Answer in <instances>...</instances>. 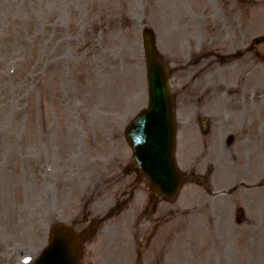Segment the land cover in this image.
<instances>
[{
    "label": "rangeland",
    "instance_id": "obj_1",
    "mask_svg": "<svg viewBox=\"0 0 264 264\" xmlns=\"http://www.w3.org/2000/svg\"><path fill=\"white\" fill-rule=\"evenodd\" d=\"M235 25L247 47L230 75L214 44H230ZM146 27L188 83L178 84L180 114L256 115L249 163L237 157L248 182L262 180L222 195L189 181L162 203L152 249L163 264H264V0H0V264L37 254L52 224L114 207L124 127L148 102ZM125 211L104 224L116 232L109 264L152 230L137 205Z\"/></svg>",
    "mask_w": 264,
    "mask_h": 264
},
{
    "label": "flooded vegetation",
    "instance_id": "obj_2",
    "mask_svg": "<svg viewBox=\"0 0 264 264\" xmlns=\"http://www.w3.org/2000/svg\"><path fill=\"white\" fill-rule=\"evenodd\" d=\"M232 110L234 112V109ZM207 115H179L178 125L181 132L177 145L179 162L184 167H190V162L192 161L196 166L190 175H193L198 181L204 180L210 185L211 176L217 173L219 183L221 181L229 183L233 173H239L240 167H245V163L244 165L240 164L237 155L241 154L242 158L244 154L249 156V151H247L251 140L249 131L253 128L257 117H254L256 116L255 114L253 116L248 113L210 114L209 117ZM236 115L240 123L235 120L234 117ZM257 115L258 120L264 124V115ZM209 149L212 151V159L206 165L201 164L200 160L208 158ZM192 154L196 155L193 159ZM197 167H199V170ZM248 172L253 173L252 171ZM208 190L209 192L211 191L210 186H208ZM103 231L101 230L99 234L87 239L84 247L83 264L110 263L107 250H110L112 244L111 240H105ZM152 236L148 238L146 246L145 244L138 246L137 240H131L129 237L125 243V250L122 249L125 252L126 261L130 264H145L144 254L147 251V247L150 246L149 252L155 253L153 257L150 256L152 254H148L146 264H163L166 259L165 251H162V249L160 254H157L156 250L152 249ZM88 245L89 247H87Z\"/></svg>",
    "mask_w": 264,
    "mask_h": 264
},
{
    "label": "water",
    "instance_id": "obj_3",
    "mask_svg": "<svg viewBox=\"0 0 264 264\" xmlns=\"http://www.w3.org/2000/svg\"><path fill=\"white\" fill-rule=\"evenodd\" d=\"M144 40L151 100L149 108L140 114L131 128L141 123L140 128L146 129L152 136L153 146L152 149L150 148L152 154L149 159L152 160V157H155L158 174L155 184L173 199L180 184L172 157L175 147L174 98L169 73L157 51L153 31L145 30ZM135 143L137 155L142 158L146 167H150L151 161L147 158L148 156L146 157L145 150L148 146L143 141ZM167 153L171 157V160H168L170 163L166 159ZM78 244V237L74 232L64 226H54L51 242L44 250L42 259L36 264H79L81 248Z\"/></svg>",
    "mask_w": 264,
    "mask_h": 264
},
{
    "label": "bare ground",
    "instance_id": "obj_4",
    "mask_svg": "<svg viewBox=\"0 0 264 264\" xmlns=\"http://www.w3.org/2000/svg\"><path fill=\"white\" fill-rule=\"evenodd\" d=\"M237 26H243V23H237ZM236 25L233 26L232 31L230 33V52L233 54L235 50H238L242 46V44L246 41L247 37L245 33L242 32L241 28H238ZM229 62L227 64L228 72L233 73L232 71L236 68H239V65L237 63L238 59L234 57L233 55L227 59ZM241 70V69H240ZM243 71V70H242ZM230 73V75H231ZM236 79V78H235Z\"/></svg>",
    "mask_w": 264,
    "mask_h": 264
}]
</instances>
